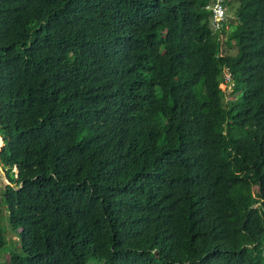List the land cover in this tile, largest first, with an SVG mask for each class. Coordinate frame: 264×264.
Instances as JSON below:
<instances>
[{
  "label": "trees",
  "instance_id": "1",
  "mask_svg": "<svg viewBox=\"0 0 264 264\" xmlns=\"http://www.w3.org/2000/svg\"><path fill=\"white\" fill-rule=\"evenodd\" d=\"M210 1L0 0L7 264H264V0Z\"/></svg>",
  "mask_w": 264,
  "mask_h": 264
},
{
  "label": "rangeland",
  "instance_id": "2",
  "mask_svg": "<svg viewBox=\"0 0 264 264\" xmlns=\"http://www.w3.org/2000/svg\"><path fill=\"white\" fill-rule=\"evenodd\" d=\"M232 10H228L226 9V12H231ZM226 86L225 83L220 84L221 88H224ZM229 91V87L227 88L226 92ZM3 145V141L0 137V147ZM8 181L5 177V173L3 168L0 165V187L3 186L4 184H6ZM6 237L9 240L6 244V248H8L9 250L12 249V245H15V241H17V237L15 235V233L9 231V229L6 232ZM5 249V246L2 247V249H0V264H7L9 262V258H10V253L9 250H3Z\"/></svg>",
  "mask_w": 264,
  "mask_h": 264
},
{
  "label": "built area",
  "instance_id": "3",
  "mask_svg": "<svg viewBox=\"0 0 264 264\" xmlns=\"http://www.w3.org/2000/svg\"><path fill=\"white\" fill-rule=\"evenodd\" d=\"M222 0H213L212 3L206 5V8L211 10V23L214 29H219L221 22L226 17V8L221 3Z\"/></svg>",
  "mask_w": 264,
  "mask_h": 264
},
{
  "label": "clouds",
  "instance_id": "4",
  "mask_svg": "<svg viewBox=\"0 0 264 264\" xmlns=\"http://www.w3.org/2000/svg\"><path fill=\"white\" fill-rule=\"evenodd\" d=\"M212 1H213V0H211L208 4L212 3ZM208 4H207V5H208ZM205 7H206V6H205ZM208 10H209V9H208ZM210 12H211V10H210ZM225 12H226V10H225ZM228 15H229V12H226V17H227ZM226 17H225V19H226ZM225 19H224V20H225ZM224 20H223V21H224ZM210 23H211V21H210ZM220 26H221V25H220ZM211 28H212L214 31L217 30V29H214V28L212 27V23H211ZM228 77H229V72L226 71V77H225V78L228 79ZM222 84H223V83H222Z\"/></svg>",
  "mask_w": 264,
  "mask_h": 264
}]
</instances>
